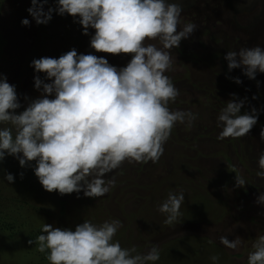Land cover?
Wrapping results in <instances>:
<instances>
[{"label": "rangeland", "instance_id": "rangeland-1", "mask_svg": "<svg viewBox=\"0 0 264 264\" xmlns=\"http://www.w3.org/2000/svg\"><path fill=\"white\" fill-rule=\"evenodd\" d=\"M181 8L180 25L195 23L196 29L183 38L179 48L170 49L172 67L165 73L179 90L170 110L191 111L197 118L191 127L177 123L164 144L157 162H128L105 175L114 178L115 186L102 197L80 193L59 194L46 191L34 173L35 161L21 167L19 160L6 155L0 161V196H14L17 181L31 182L33 189L26 197L29 204L16 210L24 215L25 227L12 235L0 230V264H49L46 254L29 245L31 231L40 232L44 223L70 228L84 220L94 224L118 219L122 227L114 236L123 248L135 246L146 253L152 246L160 250V259L148 264H248L253 242L264 235V205L256 203L264 193V179L257 177L258 157L264 151L260 131L264 128V73L248 78L242 68L229 70L224 58L228 51L260 46L264 49V0H168ZM208 9H203V7ZM31 0H0V38L6 52L7 82L15 85L21 107L41 96L34 86V77L46 83L45 73H37L31 62L41 57L58 58L73 48L78 54L102 56L117 68L124 67L130 54L97 52L90 46L95 29L83 33L79 17L52 13L47 24H37L27 9ZM44 10L56 8V0H48ZM27 18L30 25H22ZM162 47L158 41H146ZM238 77L241 83L233 78ZM259 82V83H257ZM235 84L240 89L235 90ZM235 94V96H233ZM49 98H54L50 96ZM230 100L244 101L241 114L256 109L257 123L244 137L218 140L220 110ZM4 126V125H0ZM22 155V154H21ZM236 172L246 184L235 186ZM12 173L14 182L5 179ZM44 190L47 199L40 200L37 190ZM183 191L181 217L165 225L166 214L158 206L169 192ZM24 198V197H22ZM21 199V197H20ZM64 201V206L60 203ZM21 205V204H19ZM18 214V213H17ZM221 236L239 238L236 249L225 247Z\"/></svg>", "mask_w": 264, "mask_h": 264}, {"label": "clouds", "instance_id": "clouds-1", "mask_svg": "<svg viewBox=\"0 0 264 264\" xmlns=\"http://www.w3.org/2000/svg\"><path fill=\"white\" fill-rule=\"evenodd\" d=\"M46 3L31 0L27 9L37 24H47L53 12L78 16L85 35L89 28L95 29L90 38L93 49L130 54L131 59L117 68L102 56L78 54L74 48L58 58L33 59L31 66L51 82L35 76L34 86H42V94L19 113L16 87L0 74V125H4L0 126V161L6 155L16 157L21 167L35 161L34 173L46 191L64 195L82 190L87 197H102L115 186L114 178L105 180L107 173L125 160L157 162L173 127L177 123L191 127L197 118L191 111L170 110L168 105L175 102L179 90L165 75L173 64L169 50L179 48L197 25L190 22L178 28L182 8L168 0H56L57 7L45 11ZM21 23L30 25L27 18ZM146 41H158L162 47ZM224 58L229 70L242 68L250 79L264 73V49L258 45L230 50ZM233 79L241 83L238 77ZM243 104V100H230L220 110L218 140L244 137L257 123L255 108L252 114H241ZM260 137L264 140V128ZM258 167L256 175L264 179V151ZM232 171L235 186L243 187L245 179ZM5 179L12 183L15 178L6 173ZM184 199L183 191L169 192L158 206L166 214L165 225L181 217ZM256 203L264 205V193ZM121 227L118 219L99 225L84 220L74 231L44 223L41 234L27 243H35L49 264H148L160 259L156 246L141 254L135 246L123 248L114 241ZM220 242L230 249L241 243L227 236H221ZM252 248L248 264H264V235L256 238ZM211 260L215 264L219 257L213 255Z\"/></svg>", "mask_w": 264, "mask_h": 264}, {"label": "trees", "instance_id": "trees-1", "mask_svg": "<svg viewBox=\"0 0 264 264\" xmlns=\"http://www.w3.org/2000/svg\"><path fill=\"white\" fill-rule=\"evenodd\" d=\"M2 44H3V41L0 38V46ZM1 50H2V47L0 48V73L8 74L6 71V67H3L2 64L10 62V61H8V58L5 54L6 52H2ZM21 111L22 110H20L19 112ZM17 173H18L17 175L21 176L22 172H17ZM15 180L17 181L18 178L15 177ZM30 184L31 182L28 183L27 181L23 180L21 176V179H19L17 181V184L14 185L16 187L14 196H6L5 194L0 196V230L1 231H5V232L7 231V232H10L12 235H14V233L19 231L20 228L25 227L24 215H22L20 211L18 212L16 210L15 204L16 205L17 203L21 204V205L19 204L17 205L19 209L23 207L24 204H29L26 197H28L27 196V194L29 193L28 190L33 189L32 188L33 184L31 186ZM37 195L40 198V200L42 199L44 200L45 198L47 199V197L49 198V196L46 195L45 191L41 189L37 190ZM60 203L62 204V206H64V201H61ZM39 234L40 232H36V231H31L30 233V235H32L33 237H37ZM44 259H46L45 255L43 256V260ZM36 264H42V263L38 262Z\"/></svg>", "mask_w": 264, "mask_h": 264}, {"label": "flooded vegetation", "instance_id": "flooded-vegetation-1", "mask_svg": "<svg viewBox=\"0 0 264 264\" xmlns=\"http://www.w3.org/2000/svg\"><path fill=\"white\" fill-rule=\"evenodd\" d=\"M203 9H208V7L206 8V6H205V7H203ZM235 87H236L235 90L240 89V87L237 84H235ZM262 143H263V141L260 139V144H262Z\"/></svg>", "mask_w": 264, "mask_h": 264}]
</instances>
